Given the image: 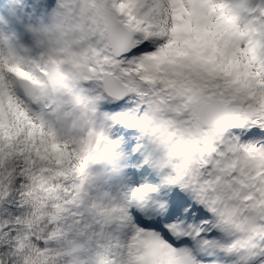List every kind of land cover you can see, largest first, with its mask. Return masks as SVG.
Returning <instances> with one entry per match:
<instances>
[{
  "label": "snow or ice",
  "instance_id": "snow-or-ice-1",
  "mask_svg": "<svg viewBox=\"0 0 264 264\" xmlns=\"http://www.w3.org/2000/svg\"><path fill=\"white\" fill-rule=\"evenodd\" d=\"M0 264H264V0H0Z\"/></svg>",
  "mask_w": 264,
  "mask_h": 264
}]
</instances>
